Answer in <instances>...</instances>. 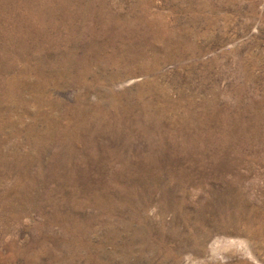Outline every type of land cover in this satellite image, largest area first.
I'll return each instance as SVG.
<instances>
[{
	"label": "rangeland",
	"instance_id": "rangeland-1",
	"mask_svg": "<svg viewBox=\"0 0 264 264\" xmlns=\"http://www.w3.org/2000/svg\"><path fill=\"white\" fill-rule=\"evenodd\" d=\"M0 264H264V0H0Z\"/></svg>",
	"mask_w": 264,
	"mask_h": 264
}]
</instances>
